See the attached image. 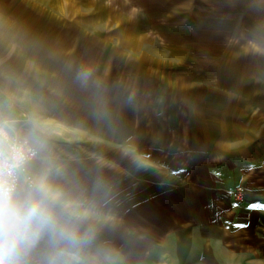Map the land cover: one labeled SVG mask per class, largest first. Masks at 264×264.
<instances>
[{
    "label": "rangeland",
    "instance_id": "374dc122",
    "mask_svg": "<svg viewBox=\"0 0 264 264\" xmlns=\"http://www.w3.org/2000/svg\"><path fill=\"white\" fill-rule=\"evenodd\" d=\"M0 123L94 230L72 260L43 239L47 262L264 264L244 252L264 247V0H0ZM153 178L190 192L150 203ZM214 186L244 227L189 260L181 244L229 205Z\"/></svg>",
    "mask_w": 264,
    "mask_h": 264
},
{
    "label": "clouds",
    "instance_id": "9594fccd",
    "mask_svg": "<svg viewBox=\"0 0 264 264\" xmlns=\"http://www.w3.org/2000/svg\"><path fill=\"white\" fill-rule=\"evenodd\" d=\"M31 155L0 128V264H27L25 257L42 239L56 255L71 256L94 237L86 217L50 183L48 171L22 175Z\"/></svg>",
    "mask_w": 264,
    "mask_h": 264
},
{
    "label": "crops",
    "instance_id": "0c3cea01",
    "mask_svg": "<svg viewBox=\"0 0 264 264\" xmlns=\"http://www.w3.org/2000/svg\"><path fill=\"white\" fill-rule=\"evenodd\" d=\"M12 132L19 135L20 137H25V138L32 140L31 136L28 133H24V131H22V132L12 131ZM32 142H33V140H32ZM223 168H225V167L221 163L218 165H210L209 167H207V170H208V172H210L212 174L213 178H215V175L217 174V172L221 173ZM28 170H30L29 172L32 175L38 173L39 166H38V161H36V159H34L33 161L28 163ZM216 178H219V177H216ZM215 180H218V179H215ZM192 183H194L193 189L202 190V189H200L201 184H199L196 181H193ZM150 184H151V186H150V190L148 192L147 191L143 192V190H148L146 188H142V191H141L143 193L144 199H146L145 195H148V200L150 201V203H152L153 201H158L159 199H161V196H163L164 198L165 197L168 198V196L171 195L173 191L180 193V194L182 193L184 188H186L189 191V188L191 186V185H189V183H187V186H183L184 185L183 184V185H180L179 187L177 186L176 188H178V190H175V187L173 188V186L171 187L169 185L170 186V188H169L168 183H165L162 180H158V178L151 179ZM163 186H165V188ZM159 187L164 190L163 193H160L161 194L160 196H159V192H158ZM204 188L206 189V187H204ZM213 188L216 189L215 186ZM217 189H219V190H217ZM217 189L211 191V193H210L212 196L211 199L216 202V203L214 202L215 204L213 202H211V203H213L212 208H214V206H216V204H217V206H221V204H224L223 202H225L226 204H229V205L225 209L221 208V207H220V209H218L217 207H215L217 210V214H215L216 217L214 219L211 216H206L201 221H198V224H199L201 230L203 231L202 233H204L203 236H202V233H201V235H193L191 237V240L189 239L190 244H188V243L187 244H181V247H185V251L181 252L180 255L192 257V258H189V260L195 259V257L192 256L191 254H188V250L186 251L187 248L190 249V248L201 247L202 251L200 253L196 252L197 254L193 253V255H199L200 254V256L202 257L201 262H203V263H209V262L211 263L212 260L208 259V258H211L210 257L211 255H212V257H216V256H220V255L222 256V254L226 255L225 253H227V252L224 251L222 248H225V249L229 248L228 244H229V242H232L231 237H232V234L234 233L233 230L236 228L237 225H239V220L236 223L234 222L235 216H233V218L231 220V216L236 213V211H234V209H236V208L230 207V205H231L230 200L231 199L229 198V195H227V192L225 193L223 191V190H225V188L222 189L221 187H218ZM189 196L190 195H187L186 197L188 198ZM187 204H189V203H187V200L183 201V203H181V205H184V206H187ZM153 208L156 209L155 204H154ZM207 210H209V212H212L211 211L212 209H210V208H208ZM230 214H231V216H230ZM153 221H154V219H153ZM154 224H155V222H154ZM207 225L210 226L211 228H209V229L205 228V226H207ZM202 226H204V227L202 228ZM236 232L237 231H235V233ZM236 237L237 236L235 235V238ZM215 239L219 242L218 245L215 244V242L213 244L211 243V241H213ZM233 239H234V237H233ZM44 247H45V241H43V239H42L41 241H39L37 243V245L25 257L27 264H51L49 261L47 262V257H45ZM40 248H41V250H40ZM254 249L257 250L256 253L258 255L259 254H261V256L264 255L263 254L264 247L254 246L253 242H251L250 247L248 248V245H247V248L244 251L246 253V256H250V255L254 256L255 255ZM190 252H192V251H190ZM235 252L237 254H239L238 251H235ZM70 257L72 260V256H70ZM204 257H206L205 260H203ZM194 261L195 260H193V262Z\"/></svg>",
    "mask_w": 264,
    "mask_h": 264
},
{
    "label": "built area",
    "instance_id": "2783aa9c",
    "mask_svg": "<svg viewBox=\"0 0 264 264\" xmlns=\"http://www.w3.org/2000/svg\"><path fill=\"white\" fill-rule=\"evenodd\" d=\"M0 128H4L6 131L9 132V134L19 140L22 143L26 144V147L32 151L35 152V155H31L29 157V159L27 160L24 169L22 170V175H27V176H31L32 174L29 172L30 170H28V163L33 161L34 159H37L38 155H39V148L37 145H35L32 140L25 138V137H20L19 135L13 133L9 128H7V126L5 124L0 123ZM244 188L242 186L237 187L234 192L233 195L236 199H238L239 201H243L244 200Z\"/></svg>",
    "mask_w": 264,
    "mask_h": 264
},
{
    "label": "snow or ice",
    "instance_id": "6c2138e0",
    "mask_svg": "<svg viewBox=\"0 0 264 264\" xmlns=\"http://www.w3.org/2000/svg\"><path fill=\"white\" fill-rule=\"evenodd\" d=\"M233 206L235 207L236 205ZM249 207L254 209H264V204H251ZM237 227H244V225H237Z\"/></svg>",
    "mask_w": 264,
    "mask_h": 264
}]
</instances>
